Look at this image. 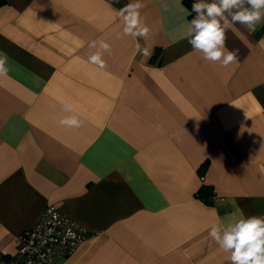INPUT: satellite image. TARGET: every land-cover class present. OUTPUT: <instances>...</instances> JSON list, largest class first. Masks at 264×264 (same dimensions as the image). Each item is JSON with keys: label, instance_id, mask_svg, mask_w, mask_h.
<instances>
[{"label": "crops", "instance_id": "crops-1", "mask_svg": "<svg viewBox=\"0 0 264 264\" xmlns=\"http://www.w3.org/2000/svg\"><path fill=\"white\" fill-rule=\"evenodd\" d=\"M129 2L0 0V252L52 204L88 232L52 264H230L210 226L264 215V24L227 32L224 68L188 43L185 0H142L139 40Z\"/></svg>", "mask_w": 264, "mask_h": 264}, {"label": "clouds", "instance_id": "clouds-1", "mask_svg": "<svg viewBox=\"0 0 264 264\" xmlns=\"http://www.w3.org/2000/svg\"><path fill=\"white\" fill-rule=\"evenodd\" d=\"M144 7L142 0H130L119 10L124 25L123 36L139 40L149 35L150 29L141 16ZM185 11L188 15L195 13L185 33L193 51L201 53L205 61L218 63L224 68L237 63L239 59L238 50L226 47L227 32L233 30L236 24L249 32H255L264 24V0H194L191 10ZM88 47L97 49L89 55L88 63L100 69L106 68L103 55L111 52L110 44L104 40H94ZM136 51L142 57L151 55L150 49L139 42ZM7 59V55L0 52V77L8 75ZM64 111L70 115L59 120L61 126H82L83 122L75 114L73 105L66 104ZM208 235L224 253L229 254L230 264H264V215L244 217L241 214L227 224L213 223Z\"/></svg>", "mask_w": 264, "mask_h": 264}, {"label": "built area", "instance_id": "built-area-1", "mask_svg": "<svg viewBox=\"0 0 264 264\" xmlns=\"http://www.w3.org/2000/svg\"><path fill=\"white\" fill-rule=\"evenodd\" d=\"M212 199L222 200L216 195ZM87 236L85 228L50 204L43 208L33 227L17 236L14 252H0V264H52L53 255L70 254Z\"/></svg>", "mask_w": 264, "mask_h": 264}, {"label": "trees", "instance_id": "trees-1", "mask_svg": "<svg viewBox=\"0 0 264 264\" xmlns=\"http://www.w3.org/2000/svg\"><path fill=\"white\" fill-rule=\"evenodd\" d=\"M185 3L189 6V8L191 9V4L193 3L192 0H185ZM193 16H195V13H192V15H190L191 18H193ZM200 192H203L205 195L204 196H207V198L210 197V199H212V196H213V192L210 191L209 188L207 187H202V189L200 190ZM202 193V194H203Z\"/></svg>", "mask_w": 264, "mask_h": 264}]
</instances>
